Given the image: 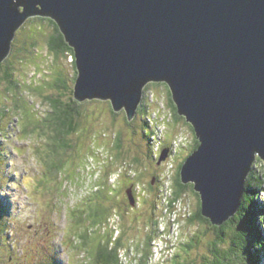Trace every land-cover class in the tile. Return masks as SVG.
Segmentation results:
<instances>
[{
    "label": "water",
    "instance_id": "1",
    "mask_svg": "<svg viewBox=\"0 0 264 264\" xmlns=\"http://www.w3.org/2000/svg\"><path fill=\"white\" fill-rule=\"evenodd\" d=\"M33 16L53 19L74 49L77 100H109L133 120L146 85L168 84L200 142L182 181L212 224L228 221L264 160V0H0V64Z\"/></svg>",
    "mask_w": 264,
    "mask_h": 264
},
{
    "label": "rangeland",
    "instance_id": "2",
    "mask_svg": "<svg viewBox=\"0 0 264 264\" xmlns=\"http://www.w3.org/2000/svg\"><path fill=\"white\" fill-rule=\"evenodd\" d=\"M29 19L17 29L10 53L4 60L6 69H9L5 71L11 73L13 83L0 73V108L6 106L10 111L6 128H2L3 134H0L1 149L4 151V162L0 167V203L4 204L0 205L3 207L0 208V264H83L86 260L88 264H94L91 260L97 242L94 236L91 237L88 252L82 245L72 249V243L68 241L72 237L67 232L73 226L90 229L89 223L85 222L88 219L86 214L81 218L85 224H72L74 218L71 219V210L82 209L86 204L87 211L88 205L96 207L98 202L94 204L93 199L95 187L121 166L125 169L117 178L114 189H109L114 191L110 203L104 199L102 205L98 204L103 209H116L114 212L120 215L123 242H135L138 246L144 244L141 254H147L145 264L152 251L150 264H164L166 261L165 264H175L176 261L197 264L211 260V242L215 238V230L208 223L192 219L199 207V197L192 188H188L181 196L184 201L173 200L178 205L187 204V216L190 211L191 215L174 217L176 234L172 235L167 252H157L160 248L157 231L152 247L145 246L144 241L153 234L157 218L161 216L162 205L161 195L156 196L149 187L151 174H145L151 157L155 158L149 149L145 115L137 113L128 123L126 112L120 110L113 113L109 100H88L80 106L83 111L79 118L80 129L68 137L73 147L55 149L56 141L51 138L52 130L47 121L52 105L46 96H59L55 84L60 74L67 79L69 88L73 89L75 67L70 61L73 56L70 59L68 54L54 56L49 52L48 40L54 30L52 20L43 18L28 22ZM17 86L19 88L15 89ZM69 90H64L67 95L71 94ZM143 94L145 103L148 101L149 115L160 103L166 113L173 111L169 104L167 84L150 83ZM148 95L149 99H157L156 108L157 102L150 104ZM18 97L21 100H17ZM172 116L167 129V141L174 142L175 134L179 132L186 139L182 135L184 141L177 146L172 156L174 161L169 172L173 175L172 182L168 176L169 199L173 196L171 185L177 166L196 143L191 123L183 118H175L173 112ZM27 126L29 131L25 128ZM116 134L120 136L121 147H116ZM151 138L155 142L158 131L152 133ZM168 142L166 144L170 145ZM91 155H95V160ZM109 155L112 156L110 160ZM261 160L262 163L255 161L253 166L264 170V160ZM52 161L62 164L55 175L49 174L48 166ZM130 169L136 172V176H129ZM129 181L140 182L142 196H146H138L134 206L128 203L124 191ZM258 201L264 204V191H261ZM159 229H163L162 219H159ZM262 229L264 231V224ZM173 254L175 256L170 259ZM135 255L134 247L130 248L129 254L126 248L121 249L125 263L128 256ZM260 256L259 264H264V250H260ZM130 264L135 263L131 260Z\"/></svg>",
    "mask_w": 264,
    "mask_h": 264
},
{
    "label": "trees",
    "instance_id": "3",
    "mask_svg": "<svg viewBox=\"0 0 264 264\" xmlns=\"http://www.w3.org/2000/svg\"><path fill=\"white\" fill-rule=\"evenodd\" d=\"M43 18L49 19L50 21L52 20L54 25L53 33L50 35L48 40L49 52L54 56H60L63 54L74 55V49L66 41L64 34L60 30L58 24L54 22L53 19L42 16H33L29 19L28 22ZM5 64L6 63L4 61L0 64V73L4 74L3 75L4 78H7L9 81H12L11 73L5 71V70H9L8 68L6 69ZM73 65L75 67V71H74L75 72L74 83H75L78 77V70H77L75 57L73 60ZM61 76L62 74L58 76L60 78L58 77L56 78L57 84H55V86L58 89L57 93L59 94V96L57 97L53 95L46 96L49 99L50 104L52 105V112L47 121H48V126H50L52 130L51 138L56 141V146H55L56 150L71 149L73 147L68 137L73 135L74 133H77L78 130L80 129L79 118L83 112L80 109V106L83 105V102L88 101V100L85 101L77 100L74 96V87L73 89H70L67 79L65 77L62 78ZM10 83H13V81ZM18 88L19 87L17 86V88L15 89ZM65 89L66 90L70 89L69 91L71 92V94L67 95V92L64 91ZM66 96L68 97V99H65ZM19 99L21 100V97H18L17 100ZM144 99L145 97H143V100L138 108L137 113L140 115H145L144 122L146 125L151 127L149 120L150 116L149 113H147L148 104L145 103ZM96 100L99 99H93L90 101H96ZM169 102H170L169 104L172 106V110H173L172 112L175 118L186 119L183 115L179 114L171 90H170ZM113 113H117V111L113 109ZM9 118H10V111L6 108V106H2L0 108V134H3L1 129L6 128V122L8 121ZM172 118L173 116H171L170 120H172ZM130 122H132V120H128V123ZM191 127L194 131L192 125ZM25 128L28 131L30 130L29 126ZM153 129L154 130L150 129L149 131L150 135L155 132L156 127ZM115 138H117L116 147H121L120 136L119 135L117 136L116 134ZM195 141H196L195 147L192 148L191 152L195 151L200 144L196 135H195ZM167 142L168 141L166 138V143ZM152 144L155 150V143L152 142ZM179 144H181V142ZM93 145L94 143L92 144V146ZM170 145L171 146L169 147L173 148V142ZM1 146L2 145L0 142V167L4 162V159L2 157L4 156V151L1 149ZM191 152H189L188 155H190ZM152 155H153V151H152ZM187 156H185L181 161V163L179 164L177 168V173L175 175V179L173 181L175 197H181L184 194V192L188 190V188H192L195 191L193 183L185 184L181 178V168ZM256 161L262 163L260 157H258ZM61 166L62 164L60 162L52 161L48 166L49 174L54 173L55 175V173L61 169ZM134 184L135 182H132V186ZM97 185L99 186L98 189H94L95 190V197L93 198L94 204L95 202L96 203L98 202L102 205L104 199L106 203H110V200L114 195V191L113 189L109 190L111 188V185L108 183L107 178L105 181H102ZM133 190L135 189L132 188V191ZM261 191H264V170L261 168L256 169L253 166L252 170L250 171L247 177L245 183L244 196L242 198V202L238 211L221 226L212 224L211 220L202 214L200 194L197 191H195V193L199 197V207H198V211L192 215V219L194 221L208 223L215 230V238L211 242V250L213 253V258L211 260H207L197 264H259L261 263L260 250H264V231L262 229V226L264 224V204L263 202L258 201V197ZM98 203L96 207L95 206L90 207V205H88L89 211L85 209L87 204L83 206L82 209L80 207V208H73L71 210V219L74 218L71 223L78 224L81 222L85 224V222H88L90 229H86L85 226L80 227L79 229L77 228V226L76 227L73 226L67 232V234H71L72 237V238H68V241L72 243L71 244L72 249H77L79 245H82L86 248L88 252L89 251L88 246L90 245L91 237L94 236L97 239V242L92 256L93 258H91V260L94 261L93 263L122 264L123 260L120 258V250L122 249L121 247L125 245L122 239V233L117 239L114 240V234H115L114 231L110 232L108 226L105 227L108 222V218L112 215V213L116 209L114 210H110V208L103 209L100 207V204ZM0 205L3 206L4 204L0 203ZM2 206H0L1 209H3ZM84 214H86V216L88 217V219L85 222L81 220ZM75 230L77 231V233L74 234L73 232ZM156 231L157 230L154 229L153 234L148 235L147 239L144 241L146 247L148 248L151 247V243L154 239V235L156 234ZM101 232L104 233L100 234ZM139 247L140 246H138V248ZM146 258H147V254H142L140 264H145ZM82 263L88 264V261L86 260L85 262L83 261ZM175 264H185V263L183 261L182 262L176 261Z\"/></svg>",
    "mask_w": 264,
    "mask_h": 264
},
{
    "label": "clouds",
    "instance_id": "4",
    "mask_svg": "<svg viewBox=\"0 0 264 264\" xmlns=\"http://www.w3.org/2000/svg\"><path fill=\"white\" fill-rule=\"evenodd\" d=\"M71 56H73V59L72 60H70L71 62H73V60H74V57H75V54L73 55V54H70L69 55V57H70V59H71ZM150 83H160V82H150ZM149 83V84H150ZM162 83H165V82H162ZM166 84V83H165ZM148 85V84H147ZM147 85H146V87H147ZM168 85V84H167ZM145 87V88H146ZM169 87V86H168ZM144 90H146V89H144ZM169 92H170V88H169ZM143 97H144V94H143ZM142 100H143V98H142ZM148 100H149V103L151 104V103H156L157 102V99L156 98H153V99H149V95H148ZM147 104H148V101H147ZM157 105H158V102L156 103V106H155V108L157 107ZM163 106L166 108V104H165V102H163ZM159 108H162L161 107V103H160V106H158L156 109H155V111L154 112H152L149 116L151 117L155 112H157L158 111V109ZM162 113H165V114H167V118L163 121L165 124H164V126H165V131H164V136H163V139H162V143H161V146H160V149H159V151H155L154 150V148H153V144H152V140H151V135H150V133H149V128L151 129V130H153V128L155 127V123L154 124H152V122L150 121V124H151V127L150 126H148V128H147V131H146V133H147V135H148V141H149V144H150V146H151V149H152V151H153V155H154V157L158 160L159 159V157H160V155H161V153H162V151H163V149H165V148H168L169 149V154H168V157H167V159L166 160H164V161H166V169H165V171H164V173H163V183H164V187H163V190H162V194H161V216L164 214V209H165V204H164V192H165V186H166V183H167V175L169 174V172H170V170H171V167L173 166V164H172V162L174 161L173 160V158H172V156L174 155V153H175V151H176V149H177V147L175 148L174 147V142H173V148H170L169 146H171V145H167V144H165L166 143V138H167V129H168V125H169V122H171V120H170V118H171V116H172V112L171 113H166V111L165 110H162ZM150 120V119H149ZM167 125V126H166ZM195 132V131H194ZM152 133V132H151ZM179 135H183L182 133H177L176 134V137L177 136H179ZM196 135V134H195ZM184 137H185V139H186V136L185 135H183ZM168 143H170V142H168ZM171 143H172V141H171ZM170 143V144H171ZM100 150V149H99ZM104 153L106 152V153H108L106 150H102ZM109 154V153H108ZM92 156V159L93 160H95V155H91ZM90 156V157H91ZM110 157H109V160L112 158V156L111 155H109ZM189 156V155H188ZM125 168H124V166H121L120 168H119V170L117 169L116 170V172H112V173H110V174H108V176H107V181H108V183L111 185V187H113V189H114V187L116 186V185H114V183H111L110 182V177L112 176V175H115V174H117V178L122 174V172H123V170H124ZM169 169V170H168ZM167 170V171H166ZM135 172V171H134ZM133 172V170L132 169H130V170H128V173H129V176H131V177H134V176H136V172L134 173ZM97 175V174H96ZM170 175V181L172 182V176L173 175H171V174H169ZM117 178H116V181H117ZM115 181V182H116ZM150 181H152V179L151 180H149V182ZM140 182H135V186L133 187L134 189H135V191H136V195L137 196H140L141 198L142 197H146V196H142L143 194H142V190H141V186H140ZM169 184H170V182H169ZM171 185V184H170ZM98 187L99 186H96L95 187V189H98ZM171 187H172V189H173V196H172V198H170V200H169V203L170 204H172V201L174 200V199H182L183 200V198L182 197H175L174 196V188H173V184L171 185ZM95 191V190H94ZM131 191H132V189H131ZM134 191V192H135ZM134 192L132 191V193H133V195H134V197L136 198V203L138 202L137 201V199H138V197H136V195L134 194ZM146 194H147V192H146ZM147 196H148V194H147ZM160 196V195H159ZM184 201V200H183ZM186 203V202H185ZM130 205H132V204H130ZM132 206H134V205H132ZM191 215V211H190V214L188 215V216H190ZM160 216V217H161ZM187 216V217H188ZM119 217H120V215L119 214H117L116 212L115 213H112V215L108 218V222H107V226L109 227V228H111L112 229V231H114V240L115 239H117L120 235H121V233H122V230H121V228H120V225H119ZM160 217H158L157 218V225H158V229H157V234H158V236H159V234H160V229H159V222H158V220H159V218ZM113 218H115V221H113L112 222V219ZM155 240V238L153 239V241ZM152 241V242H153ZM154 243V242H153ZM125 244V243H124ZM130 247H134V249H135V253H136V255H135V257L133 258V262L135 263V264H140L141 263V252H143L144 251V245L142 244V246H140L139 248H138V245L136 244V243H132V242H129L128 244H125L123 247H121V248H130ZM152 247V246H151ZM153 248H154V246H153ZM120 249V248H119ZM153 252V251H152ZM152 252H151V254H152ZM175 253V252H174ZM151 254H150V256H151ZM150 256H148V259H147V264L149 263V259H150ZM175 255L173 254V256L170 258V259H172L173 257H174ZM121 258V257H120ZM167 262V261H166ZM165 262V263H166ZM164 263V264H165ZM122 264H124L123 262H122Z\"/></svg>",
    "mask_w": 264,
    "mask_h": 264
},
{
    "label": "built area",
    "instance_id": "5",
    "mask_svg": "<svg viewBox=\"0 0 264 264\" xmlns=\"http://www.w3.org/2000/svg\"><path fill=\"white\" fill-rule=\"evenodd\" d=\"M167 118V114L162 113V108H159L157 112L152 115V124L155 123L156 130L158 131V138H155V151H159L162 139L164 136L165 126L164 120ZM182 135H179L174 140V147L176 148L181 142ZM101 151V150H100ZM169 170V169H168ZM168 176L167 183L165 186L164 192V214L159 218L163 221V229H160V235L157 240L160 241V248L157 252H167L169 244L172 241V235L176 234V226H174V217H187V204L186 205H178L172 201V204L169 203V188H168ZM117 176H111L110 182L114 183L116 181ZM115 221V218L112 219V222ZM149 261L148 264H150Z\"/></svg>",
    "mask_w": 264,
    "mask_h": 264
},
{
    "label": "flooded vegetation",
    "instance_id": "6",
    "mask_svg": "<svg viewBox=\"0 0 264 264\" xmlns=\"http://www.w3.org/2000/svg\"><path fill=\"white\" fill-rule=\"evenodd\" d=\"M164 84V83H163ZM170 123V122H169ZM177 134V133H176ZM175 134V135H176ZM150 145V144H149ZM169 146V145H168ZM149 149L151 150V146L149 147ZM149 150V151H150ZM192 153V152H191ZM178 155L175 156V158L177 157ZM188 157V156H187ZM174 158V159H175ZM183 160V159H182ZM181 160V161H182ZM181 161L179 162V164L181 163ZM150 165H148L146 168H145V174H151V179L152 181L149 182V187L150 189L152 190V193H156V196H159L161 195V192L163 190V173L166 169V161H162V162H159L157 159L155 158H152L151 157V161H150ZM178 164V166H179ZM177 166V168H178ZM163 172V173H162ZM162 173V177L160 176V174ZM149 179V180H151ZM128 185L125 187V194L127 196V200H128V203H130V200H129V196H128V193L131 191V189L133 188L132 186V181H129L127 182ZM134 189V188H133ZM135 190H133L134 192ZM134 194L136 195V191L134 192ZM136 197H138L136 195ZM132 206V205H131ZM118 211V210H117ZM119 212V211H118ZM152 223H154V221L152 220ZM155 229L157 230L158 229V225H155Z\"/></svg>",
    "mask_w": 264,
    "mask_h": 264
},
{
    "label": "bare ground",
    "instance_id": "7",
    "mask_svg": "<svg viewBox=\"0 0 264 264\" xmlns=\"http://www.w3.org/2000/svg\"><path fill=\"white\" fill-rule=\"evenodd\" d=\"M17 31V30H16ZM16 34V33H15ZM117 112H119V111H117ZM126 117H127V114H126ZM127 119H128V117H127ZM129 120V119H128ZM150 121H151V117H150ZM152 135V134H151ZM152 139V138H151ZM184 141V139H181V143ZM154 142V141H153ZM155 143V142H154ZM177 223V222H176ZM126 252H127V254H129V252H130V250H129V248H126ZM120 257H121V259H122V256H121V250H120ZM135 256H128V260L126 261V263L125 264H130V261L131 260H133V258H134Z\"/></svg>",
    "mask_w": 264,
    "mask_h": 264
}]
</instances>
